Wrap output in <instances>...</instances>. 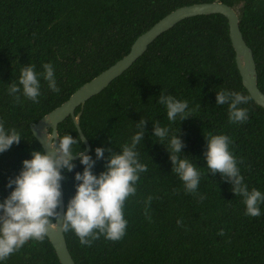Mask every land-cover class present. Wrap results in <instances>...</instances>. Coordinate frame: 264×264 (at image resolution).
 Listing matches in <instances>:
<instances>
[{
    "label": "trees",
    "instance_id": "16d2710c",
    "mask_svg": "<svg viewBox=\"0 0 264 264\" xmlns=\"http://www.w3.org/2000/svg\"><path fill=\"white\" fill-rule=\"evenodd\" d=\"M214 1L235 9L264 94V0H0V121L21 133L18 143L0 153V200L11 190L5 184L22 159L42 151L31 124L126 55L135 39L164 16ZM42 62L53 64L59 92L48 88ZM29 64L40 74L35 103L22 92L14 100L6 91ZM221 88L249 97L235 65L227 20L211 14L184 19L160 34L127 70L85 102L79 127L90 147L91 171H102L108 157L130 144L138 131L142 134L134 150L147 170L124 202L127 226L119 240L100 236L82 245L73 233L63 232L75 264H264V202L260 216L246 215L230 179L208 169L204 160L206 136L227 135L244 182L264 192V109L249 97L243 105L247 120L231 123L227 105L216 103ZM169 95L187 100L188 116L167 120L160 97ZM157 125L179 137L178 155L201 171L197 193L186 192L173 172L168 136L161 140L153 135ZM57 132L72 136L84 151L70 117L58 124ZM96 147L104 149L100 158ZM71 162L70 171L61 170L64 204L77 183L74 173L84 167L79 158ZM4 264L60 263L44 237L25 242Z\"/></svg>",
    "mask_w": 264,
    "mask_h": 264
},
{
    "label": "clouds",
    "instance_id": "9594fccd",
    "mask_svg": "<svg viewBox=\"0 0 264 264\" xmlns=\"http://www.w3.org/2000/svg\"><path fill=\"white\" fill-rule=\"evenodd\" d=\"M34 64L20 69L17 83H12L7 93L18 100L14 94L23 96L34 103L40 95L39 73ZM43 78L52 92L60 89L55 83L53 64L42 62ZM247 95L238 91L221 88L216 93V103L227 105V118L231 123L243 122L248 118ZM160 103L166 110L169 122L188 116V102L173 96H161ZM141 132L131 137V143L121 147V151L108 157L103 170L98 174L91 171L93 160L82 154L77 140L68 134L58 135L56 140L46 136L50 152L33 150L30 158L22 159L18 172L7 179L5 187H11L7 195L0 200V264L12 253L20 249L29 240H42L49 230L56 229L55 218L60 216V231L71 232L82 245H91L94 239L103 236L106 240H119L124 234L127 220L123 206L126 198L136 191L139 174L147 170V165L137 159L135 145ZM153 135L161 140L168 136V127L157 125ZM21 133L14 127H6L0 121V153L12 144L18 143ZM230 138L223 134L209 133L206 136L204 160L208 169L219 172L230 179L234 195H239L245 208V214L252 217L261 215L259 205L264 202V192L257 188L249 189L241 175L236 157L229 150ZM169 159L172 170L183 182L186 192L197 193L201 171L188 157H180L182 142L176 135L167 139ZM104 149H94L100 158ZM79 154V162L84 167L74 173V192L64 204L62 214L57 211L61 195V170L70 171L73 164L70 156ZM204 199L203 194H198ZM179 223V221H178Z\"/></svg>",
    "mask_w": 264,
    "mask_h": 264
},
{
    "label": "water",
    "instance_id": "95a60500",
    "mask_svg": "<svg viewBox=\"0 0 264 264\" xmlns=\"http://www.w3.org/2000/svg\"><path fill=\"white\" fill-rule=\"evenodd\" d=\"M211 14H220L226 18L228 35L234 51V61L241 78V83L251 100L257 106L264 109V94L257 87V73L252 51L242 38L235 9L219 1L192 4L179 7L164 16L135 39L126 55L96 77L80 86L60 106L44 115L36 123L31 124L30 131L39 143L42 151H51L45 137L50 136L53 140H56L58 137V124L63 122L67 117H70L85 148L82 154H88L90 147L79 127V117L85 102L91 97L99 94L111 81L127 70L145 52L147 46L160 34L184 19ZM78 107L80 111L75 114L74 111ZM78 158L79 154L70 156V160H77ZM59 191L61 195L58 198L60 203L58 204L57 211L62 214L64 203L61 184ZM55 223L56 229L49 230L45 237L51 244L60 264H75L67 249L63 232L60 231V216L55 218Z\"/></svg>",
    "mask_w": 264,
    "mask_h": 264
}]
</instances>
